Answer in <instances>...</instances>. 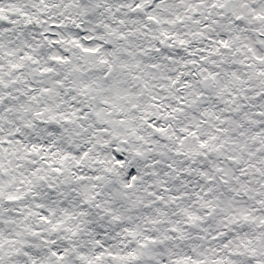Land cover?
Returning a JSON list of instances; mask_svg holds the SVG:
<instances>
[{
	"label": "snow or ice",
	"instance_id": "snow-or-ice-1",
	"mask_svg": "<svg viewBox=\"0 0 264 264\" xmlns=\"http://www.w3.org/2000/svg\"><path fill=\"white\" fill-rule=\"evenodd\" d=\"M0 264H264V0H0Z\"/></svg>",
	"mask_w": 264,
	"mask_h": 264
}]
</instances>
